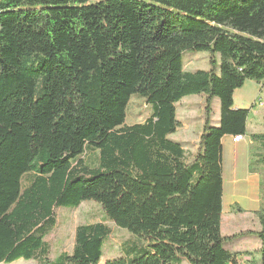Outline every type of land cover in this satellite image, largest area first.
Returning <instances> with one entry per match:
<instances>
[{"label":"trees","instance_id":"16d2710c","mask_svg":"<svg viewBox=\"0 0 264 264\" xmlns=\"http://www.w3.org/2000/svg\"><path fill=\"white\" fill-rule=\"evenodd\" d=\"M186 50L209 68L186 70ZM247 81L264 98V0H0V264H100L108 222L147 240L125 264H245L222 233V139L248 133ZM134 95L149 113L129 124ZM192 95L206 105L189 155L170 135ZM250 138L264 167V129ZM84 201L102 221L54 257L57 210Z\"/></svg>","mask_w":264,"mask_h":264},{"label":"crops","instance_id":"0c3cea01","mask_svg":"<svg viewBox=\"0 0 264 264\" xmlns=\"http://www.w3.org/2000/svg\"><path fill=\"white\" fill-rule=\"evenodd\" d=\"M256 85L258 92L251 99H249L248 93L243 92L245 86L234 93L236 108L251 105L247 122L248 133L240 141H234L236 136L233 135H226L222 139L224 176L222 233L224 236H233L228 246L245 264H260L261 260V242L256 235L261 226L255 213L264 208L262 189L264 167L253 163L255 159L251 152L256 147L250 138L251 134L259 133L255 129L261 125L260 121L264 116V106L259 105L260 97L257 98L258 94H261V86ZM181 101L179 102L180 108H185V111L191 110L188 104H183ZM255 103L257 105L254 106ZM178 110L177 106V113ZM180 120L182 121V119ZM203 123L204 120L198 132L180 133L182 139L178 141L184 143L189 155H193L198 149ZM188 127L185 125V128Z\"/></svg>","mask_w":264,"mask_h":264},{"label":"rangeland","instance_id":"374dc122","mask_svg":"<svg viewBox=\"0 0 264 264\" xmlns=\"http://www.w3.org/2000/svg\"><path fill=\"white\" fill-rule=\"evenodd\" d=\"M184 66L186 70H197V69H208L209 68V53L207 52H197L193 50H186L183 53ZM257 85L253 81H247L245 84L244 93H248L249 99L253 98L257 94ZM263 95H259L261 97ZM238 102V101H237ZM181 103L188 104L191 110L185 111V108H180L178 103V118L182 119L183 125L174 134L170 135L173 140H181L180 133H193L198 132L201 129L202 121L205 117V105L206 97L205 95H192L185 97ZM259 103V102H258ZM239 104V103H238ZM246 107L240 108H251L250 104L245 105ZM214 108V122L217 123L220 117V104L216 99L213 102ZM145 113V114H142ZM149 113V108L143 100L138 95H134L130 100L128 106L127 123L132 124L135 122H142L145 116ZM261 125H258L255 130L264 129V119L261 118ZM189 126L188 128H185ZM188 130V131H186ZM252 130V129H251ZM99 152H94L89 154L90 160H95ZM103 209L101 206L94 201H84L82 204L76 208H68L66 206H61L57 210L56 224L55 226L46 234V239L53 240L55 243V250L53 256L55 257L61 251L71 252L74 246L75 230L80 222L84 221H102ZM95 215H98L96 218ZM112 227L111 235L107 236L103 242V257L100 264H125L124 257H126V248L128 246H133L142 248L147 244V240L139 237L138 235L130 232L127 229L117 227L113 222H108ZM1 264H36L33 260L20 259L12 263H1ZM184 264H189L185 262Z\"/></svg>","mask_w":264,"mask_h":264},{"label":"built area","instance_id":"2783aa9c","mask_svg":"<svg viewBox=\"0 0 264 264\" xmlns=\"http://www.w3.org/2000/svg\"><path fill=\"white\" fill-rule=\"evenodd\" d=\"M258 102H259V105H261V106L264 105V98H263V96L259 98ZM242 139H244V136H242V135H238V136H236V137L234 138V141H240V140H242Z\"/></svg>","mask_w":264,"mask_h":264}]
</instances>
